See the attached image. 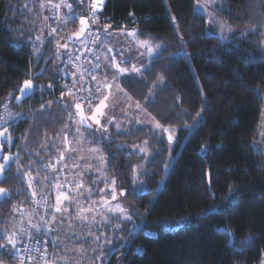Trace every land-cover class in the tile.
<instances>
[{
	"label": "trees",
	"instance_id": "obj_1",
	"mask_svg": "<svg viewBox=\"0 0 264 264\" xmlns=\"http://www.w3.org/2000/svg\"><path fill=\"white\" fill-rule=\"evenodd\" d=\"M23 1L0 0V105L6 99L14 104L29 73L35 83V92L14 104L20 109L31 104L34 116L30 124L22 120L11 127L10 153L19 151V159L0 182L10 194L0 203V227L29 205L32 194L20 171L29 163L20 147L22 136L27 133V146L39 151L43 138L66 121L65 102L71 100L61 96L56 73L69 49H64L66 38L79 27L68 23L33 53L41 17L25 9ZM196 1L106 0L103 6L107 27L137 29L160 45L141 77L126 76L121 84L161 125L177 130L171 149L164 136L146 126H110L107 137L97 139L108 157L106 171L130 190L126 200L138 222L133 231L125 225V241L114 244L106 264H261L264 0L213 3L215 16L233 29L229 39L210 27ZM64 31L68 35L56 48ZM48 55L52 58L43 68ZM143 141L160 151L146 162L139 187L133 172L144 156L133 146Z\"/></svg>",
	"mask_w": 264,
	"mask_h": 264
},
{
	"label": "rangeland",
	"instance_id": "obj_2",
	"mask_svg": "<svg viewBox=\"0 0 264 264\" xmlns=\"http://www.w3.org/2000/svg\"><path fill=\"white\" fill-rule=\"evenodd\" d=\"M215 1L197 0L196 8L208 16L209 25L214 31L216 30L223 39H229L233 29L213 13L212 7ZM23 2L25 9L31 13L35 10L36 17H41L38 20L41 26L39 25L37 35L42 39L50 0ZM170 17L174 21L171 13ZM261 25L260 48L264 53V22ZM99 27L101 36L98 54L101 68L97 76V88L100 89V93L94 105L86 107L87 118L103 101L105 105L103 113L108 120L113 121L108 125V130L110 126L118 130L146 126L164 136L168 142V149H171L175 143L176 128L161 125L145 109L143 103L133 98L121 84V80L129 75L140 78L148 61L159 53L160 45L150 37L142 38L137 29H112L107 27L104 21H101ZM60 34L55 40L56 48L68 35L67 31ZM84 40L85 35L75 43H82ZM72 46L71 43L69 48ZM117 64L126 71L119 72ZM133 66L140 71H132ZM80 71L83 73L82 68ZM58 72L59 69L56 73L57 78ZM81 73L76 71L74 75L76 82L81 81ZM76 82L73 81L75 85L78 84ZM70 100L71 102H65L66 121L56 134L43 138L39 151L34 152L27 146V133L22 136L20 147L27 154L29 163L27 169L21 167L20 171L27 178L32 194L29 205L20 207L13 213V218L7 225L0 227V236L3 235V240L0 241V264H18L16 261L18 244L26 237L43 231L47 234L45 264H106L116 249L114 244L125 241V234L122 232L125 225L132 231L138 227V222L134 221L126 200L130 190L119 186L117 179L108 174L106 171L108 157L104 154L101 145L96 143L98 138L104 139L107 134L102 135L99 131H95L97 126L90 119L88 120L93 128L83 127L74 110L76 103ZM100 118L102 123H107L103 117ZM5 130L0 132V156L6 154V148L10 153L15 142L11 128ZM169 134L174 138L171 142L167 139ZM259 138L258 146L264 149V111ZM133 150L144 156V161L135 165L133 172L134 183L142 187L144 181L142 174L147 171L146 162L160 149L151 150L149 144L143 141L133 146ZM10 154L13 160L11 164H16L19 151ZM51 162L56 164V169L48 170L47 165ZM0 165H3L2 158ZM37 166L43 167L47 178L40 174ZM167 168H169L168 164L166 170ZM0 172L1 182L5 173L1 170ZM0 187L5 189L1 183ZM5 192L8 197L9 190ZM113 194L115 199L112 198ZM58 204L67 211L56 213L55 208ZM120 208L124 211L121 212ZM11 239L15 240V244L9 242ZM48 241L59 250H52ZM260 262L264 264V255Z\"/></svg>",
	"mask_w": 264,
	"mask_h": 264
},
{
	"label": "built area",
	"instance_id": "obj_3",
	"mask_svg": "<svg viewBox=\"0 0 264 264\" xmlns=\"http://www.w3.org/2000/svg\"><path fill=\"white\" fill-rule=\"evenodd\" d=\"M96 1L50 0V5L46 11V36L42 42V44L45 43L47 39L56 35L58 30L70 22L79 23L80 19H86L89 22L84 42L75 43L68 49L60 63L58 72V79L61 80L63 86V93L76 104L79 103L84 107L93 106L100 93V89L97 88V76L101 68L100 55L98 54L101 36L99 24L104 20L102 12L106 0H102L98 9L95 8ZM39 47V45H35L33 53ZM81 68L83 73L80 71ZM76 71L81 73V81L79 82H76L74 78ZM92 77H95V80ZM28 79L32 80V73H29ZM72 80L78 84L75 85ZM89 97L92 98L89 99ZM15 103L19 104L20 101L14 100ZM14 104L8 99L1 103L0 132L13 127L22 120H28L30 124L34 116L31 104L26 109L17 108ZM47 168L48 170H54L56 164L51 162L47 165ZM37 170L46 177L47 174L45 175L43 167L37 166ZM46 237L47 234L43 231L40 234L23 239L16 248V261H18V264H45L47 256V250L45 249Z\"/></svg>",
	"mask_w": 264,
	"mask_h": 264
},
{
	"label": "snow or ice",
	"instance_id": "obj_4",
	"mask_svg": "<svg viewBox=\"0 0 264 264\" xmlns=\"http://www.w3.org/2000/svg\"><path fill=\"white\" fill-rule=\"evenodd\" d=\"M69 7H71V5H69ZM37 39H39V37H37ZM65 47H66V45H65ZM149 51H151V49H149ZM97 67H99V65H97ZM116 67H117V69L119 70V72H121V73H124V72L126 71L125 69L120 68L118 64L116 65ZM132 71L139 72L140 69L135 68V66H133ZM116 78L118 79L119 77H116ZM92 79L95 80V77H92ZM30 83H31L30 81H25V85H26V86H27V85H30ZM63 95H64V93L61 92V96H63ZM91 98H92V97H89V99H91ZM104 107H105V105H104L103 101H101V102L96 106L95 111L93 112V114L88 118V119H90L91 121H93L94 124L97 126V127L95 128V131H99L102 135H105V134L108 133V125L113 123V121L108 120L107 117L104 115V113H103V109H104ZM75 108H76L77 110H79V109H81V105H80L79 103H77V104H75ZM201 114H202V113H197V116H200ZM100 117H103V118L107 121V123H102ZM81 123H83V118L81 119ZM92 126H93V125H92L91 123L88 125L89 128H92ZM117 127H119V126H117ZM158 127H159V125H158ZM161 130H162V131H167L166 129H161ZM5 131H7V130H5ZM167 139H168V141L171 142V141H173L174 138H173V136H172L171 134H169L168 137H167ZM9 158H10L9 156H5V157H4V160L7 162ZM4 167H5V165H0V170H2ZM3 191H6V190H5V189H0V192H3ZM112 198H113V199L116 198V197H115V194H113V197H112ZM58 200H59V198H58ZM117 207L119 208V206H117ZM119 210H120L121 212L124 211V209H122V208H120ZM64 211H67V209L61 208V207L59 206V204H58V206L55 208V212H56V213H61V212H64ZM9 242L15 244V240H14V239H11Z\"/></svg>",
	"mask_w": 264,
	"mask_h": 264
},
{
	"label": "water",
	"instance_id": "obj_5",
	"mask_svg": "<svg viewBox=\"0 0 264 264\" xmlns=\"http://www.w3.org/2000/svg\"><path fill=\"white\" fill-rule=\"evenodd\" d=\"M88 28H89V22L86 19H80L79 20L78 29L75 32L70 33L68 35V37L66 38V44H65L66 47L64 49L65 50L68 49L69 43L75 44L76 41H78L81 38H83V36L85 35V32L88 30ZM51 58H52L51 55L47 56V58L43 62V68L46 67L48 60L51 59ZM74 110L77 112V117H78V120H79L80 123H81V119L83 118V123H81L82 126L85 127V128H88V129H92L93 126H92V128L88 127L90 122H89V120L87 118V112H85V107L81 105V109L77 110L75 108V104H74ZM5 156H9L10 157L7 162L4 160ZM1 158H2V161H3V165H5V167L2 169V172L6 173L7 170L9 169V167L11 166V163L13 162L12 155L10 153L6 152V154H4L3 156H0V159ZM0 189H2V188L0 187ZM6 195L7 194H6L5 191L0 192V203L6 197Z\"/></svg>",
	"mask_w": 264,
	"mask_h": 264
},
{
	"label": "crops",
	"instance_id": "obj_6",
	"mask_svg": "<svg viewBox=\"0 0 264 264\" xmlns=\"http://www.w3.org/2000/svg\"><path fill=\"white\" fill-rule=\"evenodd\" d=\"M46 25V23H45ZM44 28V27H43ZM43 34V37H41L42 39H38V40H35V42H37V45L40 46V44H42V42L44 41V38H45V35H44V30L42 32ZM40 41V42H39ZM35 44V43H34ZM41 48V46H40ZM25 81H30V85H25V82L20 86V88L18 89V93L17 95L15 96V100L16 101H21L23 100L26 96H29L31 94H33L35 92V83L33 80H30V79H27ZM27 88H30V90L28 91V93H25L24 90H26ZM25 94V95H24Z\"/></svg>",
	"mask_w": 264,
	"mask_h": 264
},
{
	"label": "bare ground",
	"instance_id": "obj_7",
	"mask_svg": "<svg viewBox=\"0 0 264 264\" xmlns=\"http://www.w3.org/2000/svg\"><path fill=\"white\" fill-rule=\"evenodd\" d=\"M102 0H97L96 3H95V8L98 9L100 7V4H101ZM30 90V88H27L25 91V93H28V91ZM25 95V94H24ZM0 175H1V172H0Z\"/></svg>",
	"mask_w": 264,
	"mask_h": 264
}]
</instances>
